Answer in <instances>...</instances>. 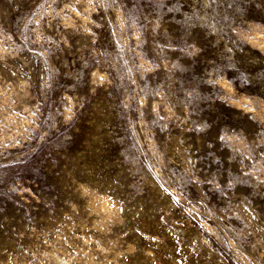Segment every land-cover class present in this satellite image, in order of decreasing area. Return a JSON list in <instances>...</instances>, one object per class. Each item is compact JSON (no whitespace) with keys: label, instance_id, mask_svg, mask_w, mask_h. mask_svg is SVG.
Segmentation results:
<instances>
[{"label":"rangeland","instance_id":"rangeland-1","mask_svg":"<svg viewBox=\"0 0 264 264\" xmlns=\"http://www.w3.org/2000/svg\"><path fill=\"white\" fill-rule=\"evenodd\" d=\"M0 264H264V0H0Z\"/></svg>","mask_w":264,"mask_h":264},{"label":"bare ground","instance_id":"bare-ground-1","mask_svg":"<svg viewBox=\"0 0 264 264\" xmlns=\"http://www.w3.org/2000/svg\"><path fill=\"white\" fill-rule=\"evenodd\" d=\"M103 207V206H102Z\"/></svg>","mask_w":264,"mask_h":264}]
</instances>
